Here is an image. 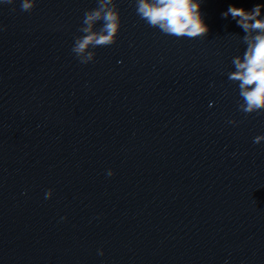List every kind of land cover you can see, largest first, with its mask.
Returning a JSON list of instances; mask_svg holds the SVG:
<instances>
[{
    "label": "water",
    "instance_id": "obj_1",
    "mask_svg": "<svg viewBox=\"0 0 264 264\" xmlns=\"http://www.w3.org/2000/svg\"><path fill=\"white\" fill-rule=\"evenodd\" d=\"M115 3L83 64L97 0H0V264H264V111L239 110L245 33L221 15L264 0H200L195 39Z\"/></svg>",
    "mask_w": 264,
    "mask_h": 264
},
{
    "label": "clouds",
    "instance_id": "obj_2",
    "mask_svg": "<svg viewBox=\"0 0 264 264\" xmlns=\"http://www.w3.org/2000/svg\"><path fill=\"white\" fill-rule=\"evenodd\" d=\"M12 4L13 0H3ZM36 0H21V10L31 11ZM137 15L149 26L158 28L162 33L176 38L195 39L206 36L209 28L200 11V0H135ZM264 4H256L251 10L229 5L221 15H229L245 33L242 37L246 50L243 55L232 59L234 71L228 73L229 80L238 82L239 110L245 114L264 111V18L261 9ZM98 30H94L97 23ZM121 28L120 12L115 0H97V7L85 11L82 27L83 34L75 38L72 51L81 63L94 60L95 51L89 48L109 46L116 42ZM235 124L236 121H230ZM264 141V135L254 138V143ZM114 173L109 171L108 175ZM48 190L46 198H51ZM103 255L101 251L99 253Z\"/></svg>",
    "mask_w": 264,
    "mask_h": 264
}]
</instances>
